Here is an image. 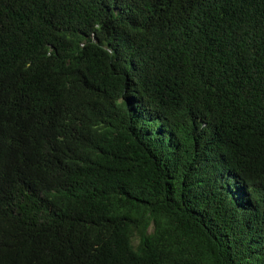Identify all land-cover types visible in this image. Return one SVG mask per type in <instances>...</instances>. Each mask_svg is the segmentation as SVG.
Returning a JSON list of instances; mask_svg holds the SVG:
<instances>
[{
	"label": "trees",
	"instance_id": "1",
	"mask_svg": "<svg viewBox=\"0 0 264 264\" xmlns=\"http://www.w3.org/2000/svg\"><path fill=\"white\" fill-rule=\"evenodd\" d=\"M0 264H264V0H0Z\"/></svg>",
	"mask_w": 264,
	"mask_h": 264
}]
</instances>
